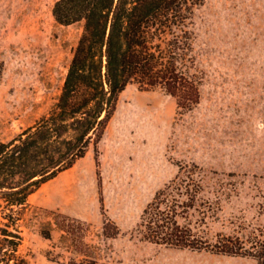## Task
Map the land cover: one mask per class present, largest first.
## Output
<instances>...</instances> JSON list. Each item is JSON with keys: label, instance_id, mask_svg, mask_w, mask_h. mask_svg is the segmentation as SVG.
<instances>
[{"label": "rangeland", "instance_id": "obj_1", "mask_svg": "<svg viewBox=\"0 0 264 264\" xmlns=\"http://www.w3.org/2000/svg\"><path fill=\"white\" fill-rule=\"evenodd\" d=\"M56 1L0 0V141L32 126L60 94L82 24L56 23L51 13ZM259 2L204 0L195 10L203 80L193 110L180 111L159 89L128 86L96 147L90 145L72 168L29 196L21 247L28 264H62L46 258L60 232L53 230L52 241L40 236L42 223L52 217L39 209L84 222L86 255L99 264H214L227 256L217 253L216 246L224 245L239 257L259 256L264 249V88L246 82L237 55L241 37L264 27ZM166 185L164 201L179 205V225L191 229L197 245L205 242L206 249L150 243L136 231L143 210ZM194 195V207H185ZM159 209H166L165 203ZM103 215L118 227L116 238L102 236Z\"/></svg>", "mask_w": 264, "mask_h": 264}, {"label": "trees", "instance_id": "obj_2", "mask_svg": "<svg viewBox=\"0 0 264 264\" xmlns=\"http://www.w3.org/2000/svg\"><path fill=\"white\" fill-rule=\"evenodd\" d=\"M204 0H58L51 13L56 23L82 24L66 76L52 108L7 142L0 141V264H28L22 254L28 198L43 184L69 170L96 147L110 122L119 95L130 85L140 91L159 89L182 112L200 102L202 72L195 51L194 12ZM3 64L0 61V74ZM98 164V151L94 149ZM98 174V173H97ZM200 189L201 186L197 184ZM170 185L156 192L143 210L136 231L142 240L178 248L202 250L191 229L177 221L176 208L164 199ZM194 198L185 204L194 207ZM165 203L166 209L160 206ZM153 208L155 210H153ZM39 230L52 241L47 260L62 264H99L86 255L85 223L58 211ZM152 211V212H151ZM156 211V212H154ZM111 230V231H110ZM118 227L103 215L102 236L113 239ZM217 253L238 256L228 245ZM66 253L73 257H66ZM77 256H84L78 259ZM264 264V249L256 257Z\"/></svg>", "mask_w": 264, "mask_h": 264}, {"label": "crops", "instance_id": "obj_3", "mask_svg": "<svg viewBox=\"0 0 264 264\" xmlns=\"http://www.w3.org/2000/svg\"><path fill=\"white\" fill-rule=\"evenodd\" d=\"M258 6L264 11V0H260ZM237 55L240 70L247 76L246 82L264 88V27L249 30L241 37ZM214 264H258V260L255 257L221 256Z\"/></svg>", "mask_w": 264, "mask_h": 264}]
</instances>
